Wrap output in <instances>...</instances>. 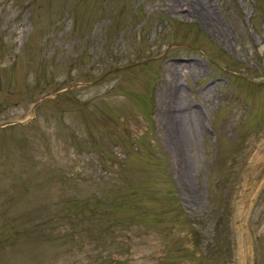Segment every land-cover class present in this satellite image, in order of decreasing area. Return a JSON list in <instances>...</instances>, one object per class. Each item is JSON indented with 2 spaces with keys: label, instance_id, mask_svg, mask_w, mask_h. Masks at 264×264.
<instances>
[{
  "label": "rangeland",
  "instance_id": "obj_1",
  "mask_svg": "<svg viewBox=\"0 0 264 264\" xmlns=\"http://www.w3.org/2000/svg\"><path fill=\"white\" fill-rule=\"evenodd\" d=\"M0 264H264V0H0Z\"/></svg>",
  "mask_w": 264,
  "mask_h": 264
},
{
  "label": "bare ground",
  "instance_id": "obj_2",
  "mask_svg": "<svg viewBox=\"0 0 264 264\" xmlns=\"http://www.w3.org/2000/svg\"><path fill=\"white\" fill-rule=\"evenodd\" d=\"M192 12H194L196 16H199V17L203 18L204 21L207 20V18H208V14H209V11H206V10H196V11L191 10V14H192ZM209 15H210V14H209ZM213 19H214V18H213ZM214 20H215V19H214ZM212 22H214V21H212ZM179 94H181V92H179ZM176 119H177V120H176ZM182 120H183V116H180V115L177 116V117L174 119V121L177 122L179 125H181V121H182ZM173 126L176 127V128L179 127L176 123H174Z\"/></svg>",
  "mask_w": 264,
  "mask_h": 264
},
{
  "label": "trees",
  "instance_id": "obj_3",
  "mask_svg": "<svg viewBox=\"0 0 264 264\" xmlns=\"http://www.w3.org/2000/svg\"><path fill=\"white\" fill-rule=\"evenodd\" d=\"M27 215L28 214H26L25 216H27ZM37 233H39L38 234L39 238H37V241H39L40 243H44L47 240L48 235L45 234L44 231H42V230L37 231Z\"/></svg>",
  "mask_w": 264,
  "mask_h": 264
}]
</instances>
